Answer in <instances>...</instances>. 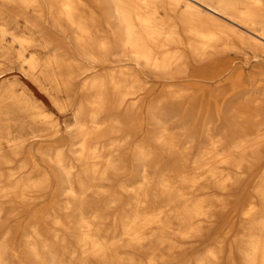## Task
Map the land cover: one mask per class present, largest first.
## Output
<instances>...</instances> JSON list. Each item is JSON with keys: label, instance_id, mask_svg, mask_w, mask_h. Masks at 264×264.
<instances>
[{"label": "bare ground", "instance_id": "obj_1", "mask_svg": "<svg viewBox=\"0 0 264 264\" xmlns=\"http://www.w3.org/2000/svg\"><path fill=\"white\" fill-rule=\"evenodd\" d=\"M0 18L32 34H13L7 46L0 28L2 56L14 54L37 83L67 94L79 85L81 94L68 125L71 156L64 137L54 152L42 143L49 166L33 159L40 177L0 186V228L8 225L0 264H24L16 250L13 261L7 256L8 219L24 213L23 255L32 264H145L144 249L155 264L157 245L175 247L172 230L194 242L218 220L213 242L183 264H264V0H0ZM228 50L254 60L244 66ZM197 76L213 83L209 94L221 107L210 105L207 90L202 97L180 87ZM156 83L166 91L155 94ZM6 93L35 108L28 95ZM131 120L147 131L135 132ZM138 134L130 158L124 147ZM24 145L31 154L34 142L7 138L14 152ZM3 149L0 137V165L10 161ZM115 176L132 198L120 212L112 207L121 192L90 200ZM53 177L63 203L33 208ZM238 188L248 192L241 200Z\"/></svg>", "mask_w": 264, "mask_h": 264}, {"label": "rangeland", "instance_id": "obj_2", "mask_svg": "<svg viewBox=\"0 0 264 264\" xmlns=\"http://www.w3.org/2000/svg\"><path fill=\"white\" fill-rule=\"evenodd\" d=\"M0 24L1 29L7 30V34L5 36L6 41H4L7 46L16 44L13 40H11L13 34L17 37L32 35L28 30L22 31L16 29L14 22L10 19L7 20L0 18ZM0 38H2L1 32ZM40 55L43 56V58L46 56L43 53ZM226 55L230 59L235 60V62L242 65L244 64V66L248 67L249 64H245L246 58H250V61L254 60L251 53L240 52L235 54L234 52L228 50ZM206 62L209 63L212 62V60L209 58ZM196 78V80L191 78L190 84H183L180 87L190 90V93L194 92L199 94L202 97L206 95L205 92L207 90L208 93L206 98L210 101V105L215 108L221 107V98H214L212 94H209V91H212L214 88L213 83L211 82L207 85L205 84L202 76H197ZM154 86L156 88L155 94L166 91L163 90L164 86L160 83H156ZM10 87L13 88L17 94L24 93L28 95L30 104L35 106V108L26 106L24 104V100L21 101L22 103L13 100V98L6 93V90ZM226 87L228 88L229 85H224L221 89L223 90ZM74 88L75 91L72 94H67L65 91H59L46 82L42 84L37 83L32 77L22 72L19 65V59H17L14 54L7 57L0 54V137L4 147V154L10 157L9 162H3L0 165V186L8 184L10 180L16 182L20 177L21 179H38L40 177L39 172L34 168L33 159H36L45 167L49 166L47 157H45L40 151L42 143L47 145L42 150H50L51 152H54L56 147L60 145V139L64 137L67 142L64 148L67 150L68 155L71 156V152H69V144L73 142L74 137L68 125L72 123L74 109L81 99L79 85ZM56 101H58V103H56ZM202 103H204V101L198 103L197 108H200L203 105ZM139 123V120H131L128 122V126L136 127L135 132H140V134L142 132H146L147 124L143 126L144 129L141 131L137 129V127H139ZM41 133L47 134V138L42 139L39 136L34 137L35 134ZM140 134L131 137L124 147L130 158L131 149L140 139ZM202 136H200V138H203ZM7 138H11L15 141L27 138L28 142H34L31 154L28 152L26 145L20 147L14 152L9 146H7ZM200 138L194 144L192 149L193 153H196L198 150L201 140ZM43 140H45V142ZM231 172L234 175V178L239 176L236 169H232ZM252 177L253 174L248 172L245 174L244 179L247 183H249ZM121 178V176H115L112 181L102 184V193L96 196L90 195V200L97 202H110L115 193H122L120 186ZM233 193L238 199H242L246 194H248L246 189L243 188L234 189ZM64 198L65 194L61 190H58V181L55 177H53L49 191H47L44 197L36 199L33 208L45 206L46 208H49L50 212L54 208L59 209L58 207L63 203ZM130 202H132L130 195L128 193H122L117 203L113 205L112 209L115 212H120L124 207H128L126 204ZM6 207L7 212H9V204H7ZM232 210L233 209L229 207L227 211L229 212ZM28 220L29 215L26 213L8 219V223L10 222V225H13L14 227L12 228L14 245H10L7 248V256L10 261H13L12 254L14 250H16L21 256L20 258L24 264H32L24 257L22 246V240ZM18 221L22 222V224L18 229H16V226L14 225H16ZM221 224V220L216 221L215 224H206L204 236L194 242H190V238H180L178 230H172L173 232H170L169 236L175 247L169 248L168 243L157 245V247H155V264L189 263L194 256L202 253L204 249L213 242L212 240L214 239L215 232L220 228ZM7 226H1L0 236L3 231L2 229ZM45 229L51 230L52 227L51 225H47ZM149 252L150 249H144L140 253L141 258H145V264H147L146 257ZM138 258H140V256H138Z\"/></svg>", "mask_w": 264, "mask_h": 264}]
</instances>
